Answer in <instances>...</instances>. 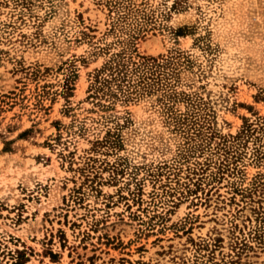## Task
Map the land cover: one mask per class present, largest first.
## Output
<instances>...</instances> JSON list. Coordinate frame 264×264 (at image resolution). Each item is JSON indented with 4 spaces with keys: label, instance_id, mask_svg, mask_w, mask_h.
Instances as JSON below:
<instances>
[{
    "label": "rangeland",
    "instance_id": "rangeland-1",
    "mask_svg": "<svg viewBox=\"0 0 264 264\" xmlns=\"http://www.w3.org/2000/svg\"><path fill=\"white\" fill-rule=\"evenodd\" d=\"M111 1L0 0V264H264V0H132L179 95L107 106Z\"/></svg>",
    "mask_w": 264,
    "mask_h": 264
},
{
    "label": "trees",
    "instance_id": "trees-1",
    "mask_svg": "<svg viewBox=\"0 0 264 264\" xmlns=\"http://www.w3.org/2000/svg\"><path fill=\"white\" fill-rule=\"evenodd\" d=\"M111 10L117 15L113 18L112 28L124 34L119 39L115 49L111 45L105 49L109 50V58L103 66L97 69L94 80L90 86V93L93 97H108L110 106L116 99H123L125 102L137 100L147 95L157 93L160 100H174L179 95L174 80L178 74V58L172 55H148L139 51L137 41L143 34L144 19H141L132 0H115L110 2ZM145 21V22H144ZM180 55V54H179ZM70 88V87H69ZM258 227L254 229L255 238L264 241V214L260 215ZM246 238H237L233 249L239 248L237 254L249 247ZM214 259V257L212 258ZM235 259L221 262L212 261L210 264H234Z\"/></svg>",
    "mask_w": 264,
    "mask_h": 264
}]
</instances>
